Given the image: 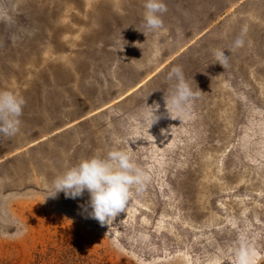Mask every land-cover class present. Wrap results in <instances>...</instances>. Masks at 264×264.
Returning <instances> with one entry per match:
<instances>
[{
    "label": "rangeland",
    "instance_id": "374dc122",
    "mask_svg": "<svg viewBox=\"0 0 264 264\" xmlns=\"http://www.w3.org/2000/svg\"><path fill=\"white\" fill-rule=\"evenodd\" d=\"M163 2L147 31L145 0H0V91L25 100L0 137V264H264V0ZM174 66L201 91L180 116ZM112 150L149 179L109 225L87 192L48 197Z\"/></svg>",
    "mask_w": 264,
    "mask_h": 264
},
{
    "label": "clouds",
    "instance_id": "9594fccd",
    "mask_svg": "<svg viewBox=\"0 0 264 264\" xmlns=\"http://www.w3.org/2000/svg\"><path fill=\"white\" fill-rule=\"evenodd\" d=\"M144 9V28L147 31L165 30L162 17L167 12V7L163 0H145ZM242 37L243 33L234 40L233 49L244 47L245 41ZM213 54L215 62H219L225 69L230 55H225V50L222 49L214 50ZM167 79L174 80L175 84L167 99L164 97L166 111L168 114L171 111L177 116L183 115L201 91H193L180 66L172 67ZM24 105L25 100L22 97L9 91H0V137H14L21 131L20 117ZM149 109L147 123L153 125L161 118L155 114L159 105L154 102V106ZM148 179L126 151L112 150L107 158L85 159L57 176L49 186L48 197L56 198L59 193H63L65 198L75 200L87 192L90 200L87 205L80 207L87 213L86 218L94 219L101 226H105L125 212L133 195L144 191ZM238 264H251V254L241 250Z\"/></svg>",
    "mask_w": 264,
    "mask_h": 264
},
{
    "label": "bare ground",
    "instance_id": "6f19581e",
    "mask_svg": "<svg viewBox=\"0 0 264 264\" xmlns=\"http://www.w3.org/2000/svg\"><path fill=\"white\" fill-rule=\"evenodd\" d=\"M89 2V1H88Z\"/></svg>",
    "mask_w": 264,
    "mask_h": 264
}]
</instances>
